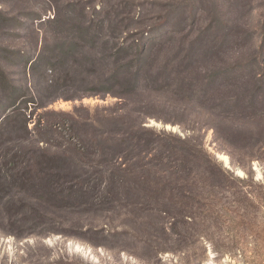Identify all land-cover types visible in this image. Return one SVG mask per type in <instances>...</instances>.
<instances>
[{"label":"rangeland","instance_id":"1","mask_svg":"<svg viewBox=\"0 0 264 264\" xmlns=\"http://www.w3.org/2000/svg\"><path fill=\"white\" fill-rule=\"evenodd\" d=\"M0 264H264V0H0Z\"/></svg>","mask_w":264,"mask_h":264}]
</instances>
